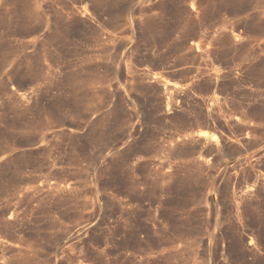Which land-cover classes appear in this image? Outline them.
Wrapping results in <instances>:
<instances>
[{"label":"rangeland","instance_id":"rangeland-1","mask_svg":"<svg viewBox=\"0 0 264 264\" xmlns=\"http://www.w3.org/2000/svg\"><path fill=\"white\" fill-rule=\"evenodd\" d=\"M0 264H264V0H0Z\"/></svg>","mask_w":264,"mask_h":264}]
</instances>
